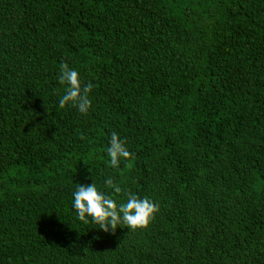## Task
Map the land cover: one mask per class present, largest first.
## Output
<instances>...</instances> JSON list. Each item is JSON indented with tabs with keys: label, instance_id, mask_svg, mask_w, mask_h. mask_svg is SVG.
<instances>
[{
	"label": "trees",
	"instance_id": "1",
	"mask_svg": "<svg viewBox=\"0 0 264 264\" xmlns=\"http://www.w3.org/2000/svg\"><path fill=\"white\" fill-rule=\"evenodd\" d=\"M107 177L147 226L77 218ZM0 264H264V0H0Z\"/></svg>",
	"mask_w": 264,
	"mask_h": 264
},
{
	"label": "clouds",
	"instance_id": "2",
	"mask_svg": "<svg viewBox=\"0 0 264 264\" xmlns=\"http://www.w3.org/2000/svg\"><path fill=\"white\" fill-rule=\"evenodd\" d=\"M58 79L60 84L66 85V90L59 99V108L76 107L81 114L87 115L91 107L88 94L93 86L83 84L80 73L67 66L61 68ZM106 152L110 158L108 163L113 169H118L121 162L131 156L125 141L115 132L110 136ZM107 188L116 194L124 192L111 177L105 178L103 186H98L94 180L90 184H76L71 206L81 222H91L104 232L115 233L124 226L129 229L147 226L158 210V205L153 201L132 192H126V199L118 202L106 191Z\"/></svg>",
	"mask_w": 264,
	"mask_h": 264
}]
</instances>
